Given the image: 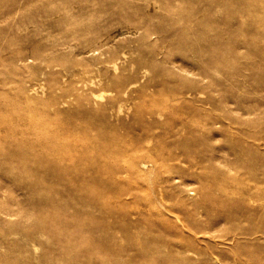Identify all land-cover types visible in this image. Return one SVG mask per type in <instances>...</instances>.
Masks as SVG:
<instances>
[{
  "label": "rangeland",
  "instance_id": "obj_1",
  "mask_svg": "<svg viewBox=\"0 0 264 264\" xmlns=\"http://www.w3.org/2000/svg\"><path fill=\"white\" fill-rule=\"evenodd\" d=\"M0 264H264V0H0Z\"/></svg>",
  "mask_w": 264,
  "mask_h": 264
},
{
  "label": "bare ground",
  "instance_id": "obj_2",
  "mask_svg": "<svg viewBox=\"0 0 264 264\" xmlns=\"http://www.w3.org/2000/svg\"><path fill=\"white\" fill-rule=\"evenodd\" d=\"M16 107H17V106H16ZM2 114H3V113H2ZM102 133H103V132H102ZM101 135H102V134H101ZM86 137H87V136H86ZM90 137H91V136H90ZM95 139H96V138H95ZM104 139H105V138H104ZM101 150H102V149H101ZM95 152H96V151H95ZM90 153H91V152H90ZM98 160H99V159H98ZM102 160H103V159H102ZM100 164H101V163H100ZM107 169H108V168H107ZM96 170H97V169H96ZM103 171H104V170H103ZM56 173H57V172H56ZM103 173H104V172H103ZM104 174H105V173H104ZM104 174H103V175H104ZM103 175H102V176H103ZM97 182H98V181H97ZM88 186H89V185H88ZM96 189H97V188H96ZM100 190H101V189H100ZM39 193H40V192H39ZM43 195H44V194H43ZM45 196H46V194H45ZM81 206H82V205H81ZM48 208H49V207H48Z\"/></svg>",
  "mask_w": 264,
  "mask_h": 264
}]
</instances>
